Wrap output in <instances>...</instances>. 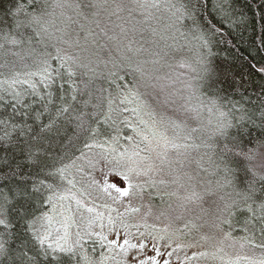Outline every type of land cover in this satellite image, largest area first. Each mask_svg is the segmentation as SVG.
<instances>
[{
    "label": "trees",
    "instance_id": "trees-1",
    "mask_svg": "<svg viewBox=\"0 0 264 264\" xmlns=\"http://www.w3.org/2000/svg\"><path fill=\"white\" fill-rule=\"evenodd\" d=\"M85 3L99 6L85 8ZM14 5L22 11L17 12ZM8 9L16 14L6 15ZM32 16L39 18V24L17 23ZM129 43L133 51H128ZM161 49L169 55L163 59L152 55ZM57 55L72 59L61 67ZM44 60L51 78L41 75ZM138 65L140 71L135 70ZM159 65L158 74L147 76L145 67ZM260 66H264V0H0V192L10 195L21 183L20 175H13L17 173L29 184L45 179L59 195L70 185L67 169L82 152L116 133L110 114L115 98L126 86L150 77L160 90L175 86L177 100H187L166 110L174 112L173 116L183 117L187 107L196 106L193 136L200 146L204 175L213 187L217 182L224 185L220 192L231 203L236 201L231 234L241 237L252 222L262 233L259 202L264 199V180L260 179L264 168L257 167V175L252 176L230 154L221 152L225 143L239 142L246 150L264 140V72L258 70ZM30 72L36 74L30 82L15 80ZM65 107L69 113L61 114ZM81 112L89 113L90 120L91 113L98 114L99 123L92 125L96 134L85 132L65 155V131H70L67 118ZM49 141L51 149L48 155L39 156V164L28 158L30 147L33 151L48 149ZM65 166L62 176L48 177L49 171ZM249 181L254 182L256 203L237 195L248 190ZM206 182L205 178V193ZM248 204L256 209L255 214L247 210ZM49 209L38 205L32 211L39 215ZM206 209L210 214L215 211L214 205ZM14 223L12 233L0 229V242L6 241L11 250L0 264H13L12 256L22 241H29V247L34 243L23 222ZM248 244L264 257V248ZM93 248L92 254L82 253L95 259L99 249ZM40 264L48 261L41 257Z\"/></svg>",
    "mask_w": 264,
    "mask_h": 264
},
{
    "label": "rangeland",
    "instance_id": "rangeland-1",
    "mask_svg": "<svg viewBox=\"0 0 264 264\" xmlns=\"http://www.w3.org/2000/svg\"><path fill=\"white\" fill-rule=\"evenodd\" d=\"M145 68L147 76H150L149 73L152 74V72L158 74L160 65ZM35 76L34 72H30L15 80L21 79L30 82ZM11 82L13 83L12 79ZM149 83L155 88L145 89L142 86L143 83L140 82L134 86H126L115 98L110 114L113 116L112 123L116 130L114 136L118 135L119 142L114 143L110 138L98 144H90L91 147L88 146L78 160L67 169L66 178L70 185L62 189L58 195L63 196L64 199L56 201L57 212L55 215L58 219L68 218V242L72 244L76 242L77 232L83 234L89 220L94 221L90 229L94 234L102 232L108 236L109 240H112L114 233L108 230V217L111 215L115 218L118 213H124L125 220L129 224L128 231L132 234L129 237L131 242L146 245L142 254L144 259L155 256L154 249H158L161 253L159 257H156L159 264H164L165 261H168L169 264H253L254 261L264 258L256 249L248 246V243L256 245L264 242V234L259 233L260 229L254 226L253 222L241 237H235L229 229L235 227L231 216L228 217L229 223H226L227 229L217 228L213 223L214 221L218 223L215 216L209 211L207 213L203 211L210 207L213 195L210 196L211 199H206L208 195H206L203 185L205 178L208 182V176H205L203 172L198 139L193 136L196 135V132H191L192 128L197 127L196 106L191 105L190 110L186 106L187 115L183 117L173 116L174 112L166 110L176 104L182 106L188 103L187 100L184 99L182 102L177 100L175 86L160 90L162 88L157 82L149 81ZM147 92H151L152 95H147ZM154 98L155 100L168 98L174 103L168 107H161L155 103ZM191 102H195V100ZM146 103L150 104L158 114L173 116L182 125L183 130H178V132H174L171 128L168 129V137H175V146L168 144L166 148L168 160L183 161L182 167L179 164H174L170 168L166 164H161L157 158V152L165 151L162 141L159 146L153 141L149 147L140 136L133 133L132 129L136 128L148 135L150 140L152 139L149 131L151 120L147 114L148 110L144 108ZM134 109L136 111H133ZM142 120L144 123H141ZM189 134L190 138H186ZM129 136L133 137L132 141L127 139ZM133 150L140 153L134 159L138 162L142 161L141 166L152 163L160 167L162 171L154 170L147 176L134 178L136 183L143 185V190L131 199L122 198L123 203H117L112 199V196L117 195L114 189L109 190L111 195L101 190L103 187L101 177L113 168H117L121 172L125 171L129 166V161L127 155L121 160V153L131 154ZM105 156L107 160L101 159ZM117 160L120 161L119 164H117ZM89 161H99V163L93 168L89 165ZM189 176L193 179L189 180ZM104 179L110 183L120 180L123 187H127V182L123 181L122 177L114 179L109 175L104 176ZM93 180L96 181L95 185L92 183ZM161 180L164 182L161 183ZM208 187L216 188L217 186L208 185ZM220 191L218 188L216 194L219 195L215 200L223 207L226 202L231 203V199ZM193 192L203 195L204 199L199 201L195 197L191 200L187 199L192 196ZM221 196L224 197V200H220ZM87 208H92L93 212L89 213ZM112 209L116 211H112ZM132 209H139V211L134 212ZM47 212H51V207ZM101 224L104 225L103 228H101ZM117 230L123 237L125 230L119 226V222H117ZM63 234L64 229L61 228L60 235ZM225 234H229L230 238L224 239ZM85 240L87 243L83 244L82 249L77 248V252L92 254L93 247H97L99 254L95 259H91L93 261H98L102 253L106 256L110 255L107 246L101 247L98 235H93L90 239L85 237ZM104 243L107 245V241ZM89 248H91L90 251ZM106 264H115V261L108 259Z\"/></svg>",
    "mask_w": 264,
    "mask_h": 264
},
{
    "label": "snow or ice",
    "instance_id": "snow-or-ice-1",
    "mask_svg": "<svg viewBox=\"0 0 264 264\" xmlns=\"http://www.w3.org/2000/svg\"><path fill=\"white\" fill-rule=\"evenodd\" d=\"M98 7L99 5H89L87 3L84 4V7ZM141 7L146 5L141 4ZM155 7L156 5H152ZM17 9V12L22 11L18 5H14ZM79 8L80 5H77ZM174 7V6H173ZM222 7V5H221ZM181 9H177V12H180ZM16 13L12 12V9H8L6 15L13 16ZM17 23H23L24 26L30 27L34 24H39V18L32 16L26 21H17ZM103 32V29L101 30ZM124 31V29H122ZM135 31V29H133ZM154 31V30H153ZM106 35V33H104ZM109 39H113L110 37ZM12 43H16L15 40L11 41ZM79 44V41H76ZM103 47V45H101ZM170 47V46H168ZM128 51H133L131 47V43L127 46ZM59 53V49L57 50ZM137 53L141 51V49L135 50ZM163 59L164 56L169 55L167 51L161 49L159 52L152 53ZM61 61V67H64V64L67 63L68 60H71L72 57H61L57 55L56 57ZM152 63L157 64L159 60H153ZM42 64L45 67L42 68V73L46 78H51V74L47 67L48 61H42ZM137 71L141 70V66H137L135 69ZM261 72H264V66H260L258 69ZM70 76L74 75L73 72L69 71ZM115 75V73H113ZM144 74L142 73V76ZM123 79V77H120ZM150 77L144 79L142 86L145 89L153 88L154 85L149 83ZM87 87V85H85ZM117 87H123V85H117ZM147 95H152L151 92H147ZM73 100L76 99L75 96L72 97ZM155 100V98H154ZM155 103L161 107H168L174 101H170L168 98L163 100H155ZM85 107H87L88 101L84 102ZM144 108H146L147 114L151 120V127L149 129L152 139H149V136L146 135L142 131H138L136 128H133L132 131L135 135H138L142 138L143 141L150 147L153 141L157 143V146L160 145L162 141L164 144L165 151L157 152V158L160 160L161 164H166L170 168L174 164H179L181 167L183 166V161H170L167 158V145L174 144V139L169 138L167 135L168 129L171 128L174 132H178V130H183V127L180 123H178L172 117H168L162 113H157L155 109L151 107L150 104H145ZM133 111H136L135 109ZM69 113V108L65 107L61 109V114ZM97 113H91V120L88 119L89 113L81 112L75 115H69L66 122L67 129L70 131H65V139L67 140V145L65 146V155L68 151H70L73 147H75V143L79 141L80 137L85 133H91L92 135L96 134V129L92 127L93 124H98L99 121L97 119ZM223 115V114H222ZM110 119L111 117H106ZM141 123H144L142 120ZM196 128H192L191 132H196ZM59 134V130L58 133ZM190 138V134L188 137ZM114 143L119 142V137L113 136L111 137ZM129 141H132L133 137H127ZM91 147V145H89ZM51 149V141H49L48 149H36L33 151L31 147L28 150V158L32 160L34 163L39 164V156L41 154L48 155L49 150ZM155 150V149H152ZM114 151V149H113ZM223 155H231L235 163L242 165V167L246 170V173H250L252 176H256L257 173L255 169L257 167L264 168V140L257 141L255 147L247 148L245 150L244 147L241 146L239 142L234 143L229 146V144L225 143L221 149ZM127 155L129 166L126 167V170L121 172L117 168L110 169L108 173H104L101 177V184L103 187L101 190L105 193H110V189H114L117 195L112 196L114 202L123 203L122 198L131 199L134 195H137L139 192L143 190V185L136 183L134 178H139L141 176H147L150 172L156 171L160 172L162 169L160 167L155 166L152 163H148L146 165H142V161L138 162L134 159V157H138L140 155L139 152L133 150L131 154L121 153L120 159L123 160ZM101 159L107 160V157H102ZM246 162V163H245ZM74 163V162H73ZM99 161L92 162L89 161V165L93 168L96 167V164ZM120 161L117 160V164ZM65 167L56 169L54 172L49 171L48 177L55 179L56 176H62L65 171ZM173 171L175 169L173 168ZM214 174V173H213ZM13 175H20L21 183L17 185L15 189L10 190L11 194L6 195L3 192H0V229L7 233H12L14 228L16 227L14 220H19L23 222L24 231L31 237V240L34 241L32 247H29V241H22L20 249L17 250V255L12 256L13 264H40V258L43 257L48 261V264H106L108 259H112L115 261V264H159V261L156 257H159L161 253L158 249H154L155 256L149 257L148 259L142 258L143 251L146 247L145 244L139 243L134 244L131 242L129 237L132 235L128 229L129 224L125 220L124 213H118L117 217L113 218L111 215L108 217V230L109 232L114 233L113 239L109 240L108 236L104 235L102 232L100 234H94L90 229L92 228L94 221L89 220L87 224V229L83 234L77 232V240L74 244L68 242V232H67V223L68 218L58 219L55 213L57 212L56 201L63 200V196H58L56 192L53 190V186L51 183H46L45 179H41L38 182L32 181L29 184L27 181L23 179L22 174L13 173ZM112 176L114 179L116 177H122L123 181L127 182V187H123V184L120 180H117L115 183H110L107 179H104V176ZM189 180L193 179V177L189 176ZM261 180H264V176L260 177ZM161 183L164 181L161 180ZM92 183L95 185L96 181L93 180ZM211 185V181L208 182ZM228 184H231L232 181L228 180ZM120 185V186H117ZM219 182H217V187L212 188L208 187L206 189V194L208 196H212L216 194L218 188L223 187ZM100 187V185H97ZM264 188V185H262ZM45 193H48L47 195ZM238 196H242L245 201L252 200L253 203H256L258 199L256 190L254 188V182H248V190L240 193H237ZM261 196H264V192L261 193ZM195 197L196 200H203V195L199 193H192V196L187 197V199L191 200ZM220 200H224V197L221 196ZM45 206L48 205L51 207V212H41L39 215L35 214L32 210L37 206ZM211 205H215V211L213 215L215 216V220L219 221V223H214V226L219 228L222 223H229L228 216L234 215L235 213L232 211L233 207L236 205V201L233 200L232 203H225L223 207L216 203V201H212ZM210 205V207H211ZM247 210L255 214L256 209L253 208L252 204L247 205ZM89 213L93 212L92 208H87ZM112 211H116L112 209ZM132 211L136 212L139 209H132ZM207 213L208 210H203ZM259 211H260V220L264 222V199H260L259 202ZM13 213L15 214L13 216ZM225 213L228 216H225ZM62 215V214H61ZM100 216V214H97ZM102 219V216L100 217ZM117 222H119V226L122 227L124 231V236H120V232L117 230ZM59 225V227H57ZM101 228L104 227L103 224L100 225ZM61 228L64 229V234L60 235ZM261 232L264 233V228L261 229ZM55 234V235H54ZM93 235H98L99 242L101 247L107 246L110 255L101 254V258L98 261H93L88 258L87 255H84L82 252L78 253L77 248H83V244L87 243L85 237L89 239ZM229 234H225L224 239H229ZM122 240V243H121ZM105 241H107V245H105ZM255 247L264 248V243L259 245H255ZM136 254H133V253ZM11 255V250L7 247V242H0V260L6 259ZM164 264H169L168 261H165ZM253 264H264V258L256 260Z\"/></svg>",
    "mask_w": 264,
    "mask_h": 264
}]
</instances>
